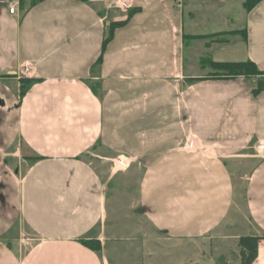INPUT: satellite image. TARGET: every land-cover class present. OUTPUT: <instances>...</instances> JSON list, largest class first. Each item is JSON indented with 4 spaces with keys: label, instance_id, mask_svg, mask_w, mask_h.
Masks as SVG:
<instances>
[{
    "label": "crops",
    "instance_id": "1",
    "mask_svg": "<svg viewBox=\"0 0 264 264\" xmlns=\"http://www.w3.org/2000/svg\"><path fill=\"white\" fill-rule=\"evenodd\" d=\"M125 1L0 4V264H107L122 175L161 234L243 224L264 264V0Z\"/></svg>",
    "mask_w": 264,
    "mask_h": 264
},
{
    "label": "rangeland",
    "instance_id": "2",
    "mask_svg": "<svg viewBox=\"0 0 264 264\" xmlns=\"http://www.w3.org/2000/svg\"><path fill=\"white\" fill-rule=\"evenodd\" d=\"M117 173L124 174V169ZM121 178L110 184L116 193L109 190V233L102 251L107 264H240L238 239L231 235H244L243 224L212 238H169L155 230L139 210L136 178Z\"/></svg>",
    "mask_w": 264,
    "mask_h": 264
},
{
    "label": "trees",
    "instance_id": "3",
    "mask_svg": "<svg viewBox=\"0 0 264 264\" xmlns=\"http://www.w3.org/2000/svg\"><path fill=\"white\" fill-rule=\"evenodd\" d=\"M260 0H244L243 6L248 11L253 8L256 3ZM128 19V18H127ZM126 22V21H125ZM124 22V23H125ZM124 23L112 24L110 27V34L112 29L116 26L123 25ZM111 35H109V38ZM106 41L103 43V48ZM207 63L214 69L221 72L227 76H244V77H255L262 74L261 71L257 69L255 64L250 61L239 62V63H214L207 61ZM262 87L261 81L258 82L257 88L254 90L256 92ZM259 238L256 237H240L237 241V247L239 252V262L240 264H252L257 256V246ZM87 244L88 242H84ZM93 250H99V245L93 247Z\"/></svg>",
    "mask_w": 264,
    "mask_h": 264
},
{
    "label": "built area",
    "instance_id": "4",
    "mask_svg": "<svg viewBox=\"0 0 264 264\" xmlns=\"http://www.w3.org/2000/svg\"><path fill=\"white\" fill-rule=\"evenodd\" d=\"M19 3H20V0H0V4L5 6V8L7 9L8 13L10 15H14L16 13V10L19 6ZM117 3H118L119 8H127L128 7L125 0H117ZM24 71L26 72L27 68H24ZM188 147L191 149L193 148L192 145H188ZM126 162L127 161L119 158L115 161L114 168L115 169L117 168L116 170H120L122 168L125 169L126 165H127Z\"/></svg>",
    "mask_w": 264,
    "mask_h": 264
}]
</instances>
